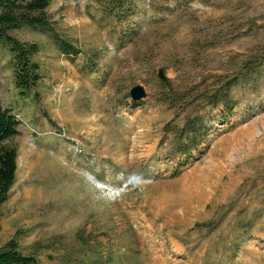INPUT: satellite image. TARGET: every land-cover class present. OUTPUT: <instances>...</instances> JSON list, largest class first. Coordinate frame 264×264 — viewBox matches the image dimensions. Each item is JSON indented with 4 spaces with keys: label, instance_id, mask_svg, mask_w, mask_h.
<instances>
[{
    "label": "rangeland",
    "instance_id": "obj_1",
    "mask_svg": "<svg viewBox=\"0 0 264 264\" xmlns=\"http://www.w3.org/2000/svg\"><path fill=\"white\" fill-rule=\"evenodd\" d=\"M133 2L117 18L99 0H51L52 26L76 54L47 32L10 31L40 45L42 78L25 93L0 43V100L19 120L4 141L17 160L0 245L15 237L35 264H264V0ZM254 58L262 64L231 88V113L210 112L198 148L160 147L174 118L157 98L160 68L189 87ZM136 84L146 96L133 101Z\"/></svg>",
    "mask_w": 264,
    "mask_h": 264
},
{
    "label": "trees",
    "instance_id": "obj_2",
    "mask_svg": "<svg viewBox=\"0 0 264 264\" xmlns=\"http://www.w3.org/2000/svg\"><path fill=\"white\" fill-rule=\"evenodd\" d=\"M104 8L115 17L120 14L128 17L134 9L133 0H99ZM51 0H0V43L8 46L10 65L13 70L14 86L25 93L42 78L41 66L35 55L40 51L37 42L22 41L9 34L10 31L30 27L52 36L59 49L68 55L76 54V47L62 38L53 28L46 9ZM257 58V57H255ZM249 59L240 64L232 75H220L206 85L205 78L195 80L189 87L177 86L175 80L161 79V89L157 98L171 108L174 118L164 125L160 147L167 144L171 155H187L205 140L210 119L207 117L213 109L223 106V112L231 113L235 99L231 88L244 81L262 64V59ZM19 120L10 108L4 107L0 100V216L1 205L6 201L15 179L17 152L15 147L5 145L4 141L18 132ZM159 147V148H160ZM217 222L200 223L198 228H213ZM243 230L252 226L251 219L240 223ZM237 246V244L235 243ZM234 245V246H235ZM32 255L20 251L15 237L0 245V264H35Z\"/></svg>",
    "mask_w": 264,
    "mask_h": 264
},
{
    "label": "water",
    "instance_id": "obj_3",
    "mask_svg": "<svg viewBox=\"0 0 264 264\" xmlns=\"http://www.w3.org/2000/svg\"><path fill=\"white\" fill-rule=\"evenodd\" d=\"M158 77L160 79L165 78V75L163 73V69H161V68L158 70ZM129 95L133 101H138V100H140L146 96V91L142 85L136 84L130 88ZM132 180L140 181V177H138V176L132 177Z\"/></svg>",
    "mask_w": 264,
    "mask_h": 264
},
{
    "label": "clouds",
    "instance_id": "obj_4",
    "mask_svg": "<svg viewBox=\"0 0 264 264\" xmlns=\"http://www.w3.org/2000/svg\"><path fill=\"white\" fill-rule=\"evenodd\" d=\"M113 192H116L118 195H121L122 194V191L119 187H114L112 189ZM98 198H101V199H113L115 197H113L109 192L107 191H100V194L98 196Z\"/></svg>",
    "mask_w": 264,
    "mask_h": 264
}]
</instances>
